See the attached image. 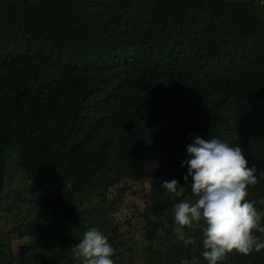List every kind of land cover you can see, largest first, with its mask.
Segmentation results:
<instances>
[{
	"label": "trees",
	"instance_id": "16d2710c",
	"mask_svg": "<svg viewBox=\"0 0 264 264\" xmlns=\"http://www.w3.org/2000/svg\"><path fill=\"white\" fill-rule=\"evenodd\" d=\"M192 134L240 145L264 216V0H0V218L12 212L24 238L13 256L0 241V264H75L93 226L124 264L122 225L136 223L151 261L206 264L203 224L183 229L187 246L174 231L172 206L196 199L180 165ZM15 173L30 199L5 193ZM127 180L163 210L121 223L105 194L90 205ZM16 198L31 201L23 215ZM221 264H264V250Z\"/></svg>",
	"mask_w": 264,
	"mask_h": 264
},
{
	"label": "clouds",
	"instance_id": "9594fccd",
	"mask_svg": "<svg viewBox=\"0 0 264 264\" xmlns=\"http://www.w3.org/2000/svg\"><path fill=\"white\" fill-rule=\"evenodd\" d=\"M186 153L180 160L181 167L187 166L182 178L196 199L172 206L177 238L186 246L192 244L183 229L202 223L201 256L206 264H221L233 250L243 254L264 250V216L246 199L248 187L257 183L256 168L248 166L240 145L192 134ZM179 185L172 178L161 181L160 187L175 193ZM74 251L82 264H114L115 249L94 226L82 234Z\"/></svg>",
	"mask_w": 264,
	"mask_h": 264
},
{
	"label": "rangeland",
	"instance_id": "374dc122",
	"mask_svg": "<svg viewBox=\"0 0 264 264\" xmlns=\"http://www.w3.org/2000/svg\"><path fill=\"white\" fill-rule=\"evenodd\" d=\"M11 158H9L8 163H10ZM12 161L15 162V160L12 158ZM10 166L14 168V164L10 163ZM8 184L5 189V193L7 192L10 195H16L17 192H20V196L18 197L21 198V196H25L26 198L30 199L31 194L27 193L26 190H21L20 189V183H19V174H9L8 175ZM126 186L127 189L121 194H119V197L116 196V190L114 188H108V191L102 194V191H96V195H94L90 199V205L95 203L96 201L101 202L99 197L103 196L105 194V197H107V204L113 202V208H112V219L113 222H116L119 220L121 223L122 221L125 220V216H132L133 214L135 215H141L144 208H149L152 213V215H156L157 212H159L161 209L163 210L161 203L157 200L152 199L148 194H149V189L147 188V185L145 183L138 182L133 183L130 180L124 181L120 184V186ZM15 189V190H14ZM11 197V196H8ZM36 197V196H35ZM16 198V204L14 207L20 208V214H25L27 209L31 205V201H25L22 202V200H18ZM105 202V201H104ZM147 202V203H146ZM150 206H148V205ZM7 204L1 205L0 209L6 208ZM161 210V211H162ZM156 211V212H155ZM34 213L32 214L31 217H33ZM151 215V216H152ZM15 215L12 212H6L2 215L0 218V241L7 242L8 245L10 246V250H8L7 247L5 249L9 252H11L12 256L16 253L18 250L19 246L21 245L23 241V237L18 235L17 231H14V227L17 225V221L14 217ZM137 224V223H136ZM132 225L128 227L131 233H128L125 231V226L122 225V233H121V238H123L124 242L127 243L128 245L131 246V252H129L126 249V245L121 246L122 252H123V260L121 263L124 264H161L160 261L157 262L155 260H152L153 255L149 254V251L146 248L147 241L145 240L143 233L141 231V228L139 225ZM157 242L155 243L156 246ZM129 254H132L134 256V262L129 261ZM73 256L77 258L75 264H82V260L77 257L76 253H72ZM12 264H16L14 261ZM19 264H22L19 262ZM24 264H28L24 262Z\"/></svg>",
	"mask_w": 264,
	"mask_h": 264
}]
</instances>
